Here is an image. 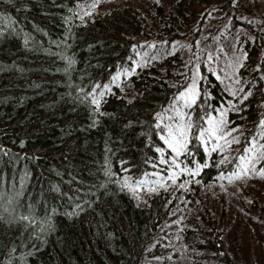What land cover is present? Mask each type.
Returning a JSON list of instances; mask_svg holds the SVG:
<instances>
[{
	"label": "trees",
	"instance_id": "trees-1",
	"mask_svg": "<svg viewBox=\"0 0 264 264\" xmlns=\"http://www.w3.org/2000/svg\"><path fill=\"white\" fill-rule=\"evenodd\" d=\"M75 1L0 0V264H156L164 250L166 264L172 242L184 264H256L227 241L225 197L215 206L204 201L202 187L230 177L250 143L256 169H264L259 16L239 12L240 0H174L169 8L157 4L150 22L131 4L109 5L81 19ZM193 9L199 12L192 17ZM212 15L222 25L218 34L229 36L201 41L215 40L197 64L199 92L187 106L194 128L177 157L161 139L168 133L157 118L183 90L179 49L174 44L160 57L150 50L147 62L127 77L122 68L150 40L166 45L187 37L194 43ZM193 24L192 34L181 32ZM223 52L232 57L245 90L252 88L237 110L227 106L230 94L212 70ZM101 91L97 109L91 101ZM223 105L218 115L246 134L227 162L222 150L199 137L209 126L203 111L215 114ZM223 132L219 128L217 136ZM197 168L195 176L181 171ZM173 171L181 187H153L156 172L164 182ZM125 180L142 189L148 182L142 201ZM238 187L242 196L235 201L242 211L264 213V201L246 185ZM182 189L189 213L177 218Z\"/></svg>",
	"mask_w": 264,
	"mask_h": 264
},
{
	"label": "rangeland",
	"instance_id": "rangeland-1",
	"mask_svg": "<svg viewBox=\"0 0 264 264\" xmlns=\"http://www.w3.org/2000/svg\"><path fill=\"white\" fill-rule=\"evenodd\" d=\"M172 1L174 0H76L74 8L76 15L79 18L84 19L91 17V15H93L95 12L106 9V7L109 5L131 4L134 6L133 8L136 10V12L142 16L144 21L150 22L152 21L151 18L156 20V16L151 14H153V9L157 4L161 3L165 8H169V5H171L170 3ZM239 5L240 6L237 5L239 12L242 10L246 13H254L255 16H259L258 20L260 23H262V26H264V0H240ZM197 12H199V10L193 9L192 17L194 13ZM208 18L210 19V22L205 19L206 23H202L199 31H197L199 32V37L196 38L194 43L192 42L191 44L188 42L189 39L187 37L180 38L166 45H164V43H157L153 40H150L151 45H144L146 46L144 50L134 49L132 56L129 58V65L122 68V71L125 72L127 77V74L135 73L137 66H142L145 62H147L150 50L151 53L155 55V57H160V55L163 56L164 53L173 48L174 44L177 46V49H179L182 56L180 60V66L185 68L186 76L183 82V90L179 93L177 99L175 101L173 100L169 109L158 115L157 123L165 133H168L169 128L175 132L179 127L189 124L192 128H194L191 111H188L187 109V106L191 103L186 106L185 102L180 100L179 97L185 94L189 88H192L194 84L195 91L197 93V81L199 79L197 67L198 61L202 58L203 50H205L206 47L211 48L215 42L214 40L209 44H205L201 41L204 36L215 38V35H217L222 28L221 24H216L215 21H213L214 15L208 16ZM189 26L190 25L185 26L184 28L186 30H181V32L184 34H192L195 30H197L195 29V24H193V29H188ZM153 30L157 32L159 28L155 27ZM218 35L223 39L225 36H229V32L226 31V33L224 32V34L221 33V35ZM231 40L234 45L237 44L238 40L236 38H232ZM141 42H145V39H141ZM159 46L163 48L167 47V49H164V52L162 53ZM139 51L142 52L140 53ZM232 61V57H230L226 52H223L220 60L215 65H213L215 68H212V70L221 86L230 94L231 100H226L228 103L227 106H230V110H237L240 101L252 91V88L249 86V90H245L244 83L238 80L237 76L235 75L234 65L231 63ZM239 62L240 60L236 64ZM253 85H255L254 82ZM124 86L128 85L124 82L122 88ZM129 92L131 91L129 90ZM225 110V105H223L215 111V114H209L206 111H203V114H205V117H207V124H209V120L214 118V122L218 124L220 131L222 129L224 130L223 133H220L221 135H218L223 137V139H209L207 133H205L203 141L208 146H212V144H214L218 150H222V152H224L223 156L225 158H221L227 162V159H230L233 152L235 153V150L239 148L240 142L245 139L246 134H243L242 129L239 130L238 126H232V120H225L223 115H218L223 114L222 112ZM207 128L205 127L203 130H201V132ZM217 133H219V130ZM168 138L169 137L167 136V139ZM251 146L254 145L250 143L247 149L242 150L243 152L241 157L245 158V162L242 163L240 158L238 163L232 167L233 171L230 177L226 176L220 181L217 180L215 184L203 186L202 192L203 195H205L204 201L209 200L215 206H219L218 198L220 195L225 197L227 207L225 209L226 216L224 217L223 221L226 228L225 235L227 237L228 243L233 248L238 250L239 254L242 256L251 258L256 264H264V213L258 214L256 213L257 211H255L256 215H258L254 216L249 214V212H244L239 207V204L235 201L239 196H242V193L239 191L238 187L240 184L247 186L249 194L258 196L264 201V176L259 175V173L264 171V169H256L255 163L257 159L255 157H250L255 148H252ZM250 149L251 151H249ZM248 160H251V163H247ZM235 163L236 161L234 164ZM245 164L250 169L248 174L243 175L241 173V177L237 178L236 174L241 172V168L244 167ZM252 169H255V171H252ZM159 177L160 174L156 172V179L153 184V187L155 188L161 185L167 186L170 189L181 187V183L176 179L175 182L172 180H166L163 182L159 180ZM147 183L148 182H145L144 189H142L143 187L140 186L136 187L138 190L135 192H137L136 195H138V199L143 193L147 192ZM184 193L185 190L182 189V191L177 194L176 201L182 206H177V218L180 216H186L189 213V207H186L185 204L190 200L189 197H184ZM139 200L142 201L141 199ZM246 210L249 209L246 208L245 211ZM168 249L170 251L167 250L169 252H167V255H165L166 264H184V261L180 257V250L175 243L172 242ZM165 252L166 250L163 251V253ZM163 253H159V255L155 256L153 259L156 264H163L161 256Z\"/></svg>",
	"mask_w": 264,
	"mask_h": 264
},
{
	"label": "snow or ice",
	"instance_id": "snow-or-ice-1",
	"mask_svg": "<svg viewBox=\"0 0 264 264\" xmlns=\"http://www.w3.org/2000/svg\"><path fill=\"white\" fill-rule=\"evenodd\" d=\"M87 14V13H86ZM114 80H118L119 76L113 77ZM97 87H99V85H97ZM105 95L104 91H101L98 96L97 95H93V99H92V104L95 105V107L97 109H99L100 103H101V99L103 98V96ZM197 98L196 95V91H195V84L193 85L192 88H189L185 94L181 95L179 97L180 100H183L185 102V105L187 106L189 103H195V100ZM209 127L207 129H205L204 131L199 133V137L201 139L204 138L205 133H207L208 138H216V139H223V137L221 136H217V132L219 130L218 124L214 122V118L209 120ZM262 128H264V122L261 123L260 125ZM191 125H185V126H181L179 127L175 132L169 128L168 129V139H164V137H161V139L164 140V143L167 145V147L169 149H171L172 152H174L176 154L177 157H179L181 154L184 153V151L186 150L187 144H188V132L190 131ZM230 134V133H229ZM158 151H160L158 149ZM212 151H216V148L213 147ZM251 151V149L249 150ZM241 161L242 163L245 162V158L241 157ZM161 163L167 164L168 161L161 159ZM175 169H180V164L177 163L175 160H173L171 162ZM247 163H251V160H248ZM205 167H207V165H205ZM199 168H197L196 172H190L189 170H183L181 169V171H185L187 172V174L193 175L195 176L198 172H199ZM249 168L246 166L241 168V172L237 173V178L241 177V173L243 175H247L249 172ZM252 171H255V169H252ZM259 175L264 176V171L260 172ZM178 173L176 171H173L171 175H169L167 177L168 180H172L173 182H175V179L177 178ZM125 187H129L132 191H137V188H132V186L128 183L127 180H125L124 183ZM163 186V185H161ZM153 191H155V189H152Z\"/></svg>",
	"mask_w": 264,
	"mask_h": 264
}]
</instances>
